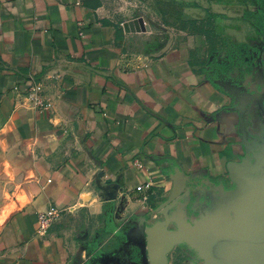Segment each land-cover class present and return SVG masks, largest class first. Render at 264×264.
Wrapping results in <instances>:
<instances>
[{
    "label": "crops",
    "instance_id": "obj_1",
    "mask_svg": "<svg viewBox=\"0 0 264 264\" xmlns=\"http://www.w3.org/2000/svg\"><path fill=\"white\" fill-rule=\"evenodd\" d=\"M248 2L0 0V264H75L82 216L116 210L102 264H264V96L215 72L255 51Z\"/></svg>",
    "mask_w": 264,
    "mask_h": 264
},
{
    "label": "rangeland",
    "instance_id": "obj_2",
    "mask_svg": "<svg viewBox=\"0 0 264 264\" xmlns=\"http://www.w3.org/2000/svg\"><path fill=\"white\" fill-rule=\"evenodd\" d=\"M213 7H208L206 11L218 12L225 9L221 5L222 0H215ZM240 3L241 0H237ZM250 3V4H249ZM247 7L252 10L248 14L254 22V48L253 53L248 52L247 47L242 44L232 46L233 51L222 52L218 55V63L215 68L216 76L227 82V87L233 91L239 99L245 103L247 100L254 98V103L261 105V98L264 96V0H251ZM182 6H174L173 11L182 12ZM215 10V11H214ZM231 10L235 13H241L242 6L239 4L232 5ZM249 12V11H248ZM221 23V21L219 22ZM120 211L112 213L111 223L105 228L90 229L89 224L85 222V217L82 216L80 223L81 238L78 240V250L75 264H102L101 257L97 253L95 242L108 238L106 248L111 251L117 247L119 237L116 231L119 229ZM121 220V219H120ZM94 226L96 224L94 223ZM113 227V228H112ZM115 227V228H114ZM102 228V229H101ZM114 230H116L114 232ZM114 232V234H110ZM100 238V239H99ZM87 255L89 258H86ZM117 259H112L108 256L107 264H117Z\"/></svg>",
    "mask_w": 264,
    "mask_h": 264
},
{
    "label": "built area",
    "instance_id": "obj_3",
    "mask_svg": "<svg viewBox=\"0 0 264 264\" xmlns=\"http://www.w3.org/2000/svg\"><path fill=\"white\" fill-rule=\"evenodd\" d=\"M40 91L41 86L40 84L36 83L33 84L29 90L27 98L31 99V103L34 105L41 106L43 104L41 97H40ZM135 165L137 167H141V163L139 161L135 162ZM151 189L150 182H145L141 186H139L136 191H139L141 193L139 197V203L141 205H145L148 195ZM65 208H60L56 205H50L47 209L44 211L37 213V228L36 233L39 236L45 235L50 225L56 221L63 212H65Z\"/></svg>",
    "mask_w": 264,
    "mask_h": 264
}]
</instances>
